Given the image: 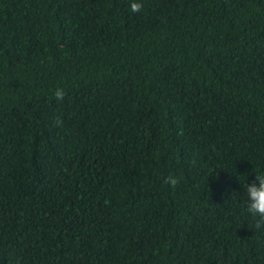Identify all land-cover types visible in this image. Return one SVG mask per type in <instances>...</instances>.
Masks as SVG:
<instances>
[{"label":"trees","instance_id":"obj_1","mask_svg":"<svg viewBox=\"0 0 264 264\" xmlns=\"http://www.w3.org/2000/svg\"><path fill=\"white\" fill-rule=\"evenodd\" d=\"M258 170L264 0H0V264H264Z\"/></svg>","mask_w":264,"mask_h":264},{"label":"clouds","instance_id":"obj_2","mask_svg":"<svg viewBox=\"0 0 264 264\" xmlns=\"http://www.w3.org/2000/svg\"><path fill=\"white\" fill-rule=\"evenodd\" d=\"M56 95L59 97L61 92L57 91ZM244 192L243 204L247 214L257 221H264V171L258 170L252 183L245 182Z\"/></svg>","mask_w":264,"mask_h":264}]
</instances>
